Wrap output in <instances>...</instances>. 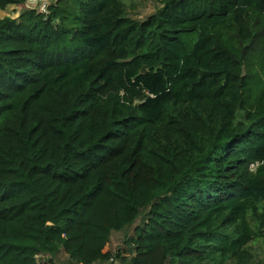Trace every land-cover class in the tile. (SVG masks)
<instances>
[{
  "label": "trees",
  "instance_id": "1",
  "mask_svg": "<svg viewBox=\"0 0 264 264\" xmlns=\"http://www.w3.org/2000/svg\"><path fill=\"white\" fill-rule=\"evenodd\" d=\"M49 1L0 17V264H250L264 0Z\"/></svg>",
  "mask_w": 264,
  "mask_h": 264
},
{
  "label": "rangeland",
  "instance_id": "2",
  "mask_svg": "<svg viewBox=\"0 0 264 264\" xmlns=\"http://www.w3.org/2000/svg\"><path fill=\"white\" fill-rule=\"evenodd\" d=\"M127 13L129 16L135 19H143L147 15L151 14L158 8L159 4L156 0H124ZM26 8L38 9L37 5L29 4L23 0L22 5L9 4L5 9L0 10V17L10 16L16 18L19 13ZM131 229L113 232L109 238V242L104 247V251H111L114 253L117 249L122 251L126 248L124 241L126 240L125 236L131 233ZM253 261L250 264H264V244L261 241H254L251 243ZM53 264H72L70 259L67 256L60 252L57 257L52 258ZM225 264H228L227 260Z\"/></svg>",
  "mask_w": 264,
  "mask_h": 264
},
{
  "label": "built area",
  "instance_id": "3",
  "mask_svg": "<svg viewBox=\"0 0 264 264\" xmlns=\"http://www.w3.org/2000/svg\"><path fill=\"white\" fill-rule=\"evenodd\" d=\"M29 4H34L38 6L37 11L46 14L48 12V5H49V0H25ZM253 165H251L252 167ZM91 264H110V260L108 262H93Z\"/></svg>",
  "mask_w": 264,
  "mask_h": 264
},
{
  "label": "water",
  "instance_id": "4",
  "mask_svg": "<svg viewBox=\"0 0 264 264\" xmlns=\"http://www.w3.org/2000/svg\"><path fill=\"white\" fill-rule=\"evenodd\" d=\"M145 72V67L143 66L142 68H141V73H144Z\"/></svg>",
  "mask_w": 264,
  "mask_h": 264
}]
</instances>
